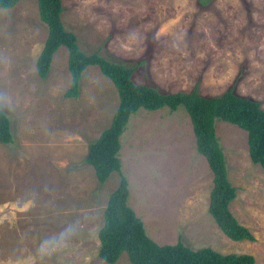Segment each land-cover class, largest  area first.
<instances>
[{
  "label": "rangeland",
  "instance_id": "374dc122",
  "mask_svg": "<svg viewBox=\"0 0 264 264\" xmlns=\"http://www.w3.org/2000/svg\"><path fill=\"white\" fill-rule=\"evenodd\" d=\"M66 28L90 54L134 68L137 83L163 92L217 96L235 86L264 109V0H62ZM48 34L37 0L0 8V107L14 142H0V264H109L98 232L121 176L128 204L160 244L181 239L197 249L249 253L264 264V172L248 151L247 132L217 120L229 180L230 209L254 235L233 240L208 210L213 172L198 152L183 106L132 115L121 136V170L99 186L85 163L91 141L119 104L114 83L92 65L77 97L68 50L55 53L41 78L36 61ZM114 264H132L123 253Z\"/></svg>",
  "mask_w": 264,
  "mask_h": 264
},
{
  "label": "trees",
  "instance_id": "16d2710c",
  "mask_svg": "<svg viewBox=\"0 0 264 264\" xmlns=\"http://www.w3.org/2000/svg\"><path fill=\"white\" fill-rule=\"evenodd\" d=\"M20 0H0V8H11ZM40 18L48 26V34L36 61L38 75L46 79L55 53L64 46L68 50L71 84L65 97L75 98L80 93L84 71L92 65L115 85L119 104L111 123L90 142L85 163L94 168L99 186L114 171L121 170L119 152L121 136L132 115L144 108L155 111L164 107L176 110L183 106L188 113L196 137V146L213 172L208 210L220 229L233 240H254L252 232L230 209L237 196V187L229 180L226 157L216 131V121L223 120L244 129L248 136L251 160L264 172V109L262 102L238 94L235 86L217 96L191 92H163L148 83L134 81V68L110 61L99 50L90 54L81 50L78 37L66 28L62 14V0H37ZM0 142H14L12 123L0 107ZM129 181L121 176L119 185L109 195L104 211V224L98 232L99 256L109 264L116 263L123 253L132 264H254L249 253H222L211 247L194 249L181 239L174 244H160L152 239L144 221L128 204Z\"/></svg>",
  "mask_w": 264,
  "mask_h": 264
},
{
  "label": "crops",
  "instance_id": "0c3cea01",
  "mask_svg": "<svg viewBox=\"0 0 264 264\" xmlns=\"http://www.w3.org/2000/svg\"><path fill=\"white\" fill-rule=\"evenodd\" d=\"M85 159V158H84ZM263 219H264V214L262 215Z\"/></svg>",
  "mask_w": 264,
  "mask_h": 264
}]
</instances>
